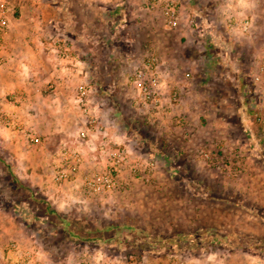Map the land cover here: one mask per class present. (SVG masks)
Wrapping results in <instances>:
<instances>
[{"label": "rangeland", "instance_id": "374dc122", "mask_svg": "<svg viewBox=\"0 0 264 264\" xmlns=\"http://www.w3.org/2000/svg\"><path fill=\"white\" fill-rule=\"evenodd\" d=\"M137 1L145 18L138 28L130 10L124 9L122 23L104 3L97 17L89 0H14L5 41L11 30H36L47 32L39 42L48 48H56L50 44L54 40L66 42L70 55L81 46L106 94L104 112L109 113L104 120L93 115L101 126L97 139L110 135L128 147L132 159L152 158L153 171L143 178L126 169L116 189L98 193L75 183L72 189L83 193L67 205L52 198L36 203L27 199L30 187L18 177L13 155L0 146V201L9 213L30 220V233L60 259L53 260L58 264H264L263 236L235 223L243 220L248 230L258 225L237 202L264 215L259 207L264 204V0H178L181 17L175 28L166 26L160 8L147 10ZM69 12L86 22L85 32L73 30L77 20ZM149 15L154 18L146 19ZM246 18L252 27L245 31L239 23ZM152 54L162 71L164 57L175 64L162 78V90L181 92L178 104L167 101L159 112L140 103L133 79ZM180 79L186 85L196 82L187 97L196 120L221 127L187 136L189 115L178 109L185 97L175 84ZM198 101L214 105L211 114L197 113ZM94 167L86 162L78 173L84 176ZM179 233L186 237L173 250L153 253L145 244Z\"/></svg>", "mask_w": 264, "mask_h": 264}, {"label": "crops", "instance_id": "0c3cea01", "mask_svg": "<svg viewBox=\"0 0 264 264\" xmlns=\"http://www.w3.org/2000/svg\"><path fill=\"white\" fill-rule=\"evenodd\" d=\"M71 1L76 4L80 2V0ZM89 1H91V9L95 10L97 17L102 13L99 3H104L110 8L124 5V8L130 10L129 19H133V25L137 28L142 25L138 20L143 19L144 14L142 15L143 11L137 0ZM203 1L204 4H207L209 0ZM82 2L85 3L84 0ZM222 2H227V0H222ZM208 8H205L206 11L210 10ZM69 13L72 14L73 19L77 20L73 30H84L85 32L86 22H79L78 14ZM152 17L154 18V16L149 15L146 19ZM65 26H68L67 22ZM145 28L147 27L145 26ZM30 31L11 30L6 37L5 55L7 61L0 67V112L2 117L12 123L7 125V123L0 121V146L7 151V154L13 155L11 157L15 159L19 169L18 177L23 180L24 184L29 185L28 200L39 203L42 198H52L60 201L59 205H67L69 198L72 196L78 198L83 193V190L72 188H74L75 183L81 184L84 171L77 174L75 181H66L58 187L57 183H54V166L58 163L57 156L64 146L76 145L78 132L87 122V116L76 101L78 90L83 85H90L89 98L93 109L92 113L100 120H104L105 115L109 113L104 112L106 94L98 85V77L91 69L93 67L92 60L84 59L81 46H74L73 52L64 58L60 56L57 48H48L39 42V37L47 34L46 31L32 30V33ZM79 34L77 35L79 36ZM26 35L28 38L25 37ZM163 61L166 69L161 71L165 77L171 74L172 71L169 68L175 64L168 57H164ZM98 63L99 61L95 62L94 66H97ZM163 79L165 80V78ZM182 81L180 79L175 84L182 89L185 95L184 106L178 109L189 115L190 123L187 125V136H190L191 133L193 139L195 135L203 131L211 132L217 130V127H221L211 122L204 124L202 121L196 120V116L191 113L187 98L190 92L193 93L192 88L196 82L186 85ZM190 87L191 90H189ZM112 97L111 94L107 96V98ZM196 104L198 106L196 105L195 111L200 115H205V117L211 114L215 107L214 105H207L205 101H198ZM218 109L220 118H222V110L221 108ZM21 127L31 128L39 136L40 141L31 144L23 130L20 129ZM109 130L111 129L109 128ZM68 187L72 190L69 191ZM237 203V208L243 209L244 212L249 211L251 216L258 219V225L257 227L251 225L249 226L251 230H248L245 228V223L241 222L243 220H232H236L235 223H241L239 224L241 231L264 238V215L252 213V207L248 208L244 204ZM227 204L231 203L227 202ZM259 205L264 209V204ZM6 208L5 204L0 201V264L26 262L28 254L37 249L40 251L42 264H58L57 261L53 260L59 261L60 259H57L56 256L52 258L51 255L53 254L49 255V252L41 248L43 242L30 233L28 227L31 225L18 214L9 213V209ZM235 227L238 229L237 226ZM15 242L17 246L12 245ZM156 257L154 259H157Z\"/></svg>", "mask_w": 264, "mask_h": 264}, {"label": "built area", "instance_id": "2783aa9c", "mask_svg": "<svg viewBox=\"0 0 264 264\" xmlns=\"http://www.w3.org/2000/svg\"><path fill=\"white\" fill-rule=\"evenodd\" d=\"M14 0H0V67L7 61L5 55V34L9 25V11L12 9ZM143 7L147 10L160 8L165 19V24L169 28H175L180 22V8L178 0H140ZM242 30H249L252 27V19L246 18L240 21ZM51 46L60 48L63 57L69 56L70 45L61 43L58 40L50 42ZM160 59L152 54L143 66L138 67L133 73V79L138 83L141 104L147 110L159 112L165 110L166 103L178 104L181 101V92L178 89L167 94L162 90L163 75L160 70ZM150 74V76H147ZM259 79V77H256ZM90 85L86 84L79 88L76 101L80 104L82 111L87 116L86 124L78 132V142L75 146H64L58 156V163L55 165L54 181L58 185L66 181L75 180L78 172L86 162L95 164L89 173L82 177L81 184L86 191L98 193L116 189L126 169L139 177L149 176L155 167V161L143 155L134 157L128 147L109 136L106 139L98 140L97 136L101 126L97 125L96 119L92 113L89 98ZM167 94V95H166ZM169 95V96H168ZM149 108V109H148ZM0 121L11 125L12 122L2 117L0 112ZM29 139L31 144L40 141L39 136L31 128H20ZM88 148L89 152H85ZM77 201V198H70ZM17 246V243H13ZM26 262L21 264H42L40 251L34 250L28 254Z\"/></svg>", "mask_w": 264, "mask_h": 264}, {"label": "trees", "instance_id": "16d2710c", "mask_svg": "<svg viewBox=\"0 0 264 264\" xmlns=\"http://www.w3.org/2000/svg\"><path fill=\"white\" fill-rule=\"evenodd\" d=\"M124 5H118L116 7L110 8V14L112 17H114L115 20H120V22L124 23L126 18V12L124 10ZM26 222L30 224V220L28 218L22 217ZM30 226L28 227V229ZM196 235V236H195ZM186 237L184 233H179L175 235H170L166 237L157 236L156 239L152 240L151 242H145L147 245V248L153 252V253H160L162 251V248H165V250L170 249H176L179 242L182 240V238ZM191 237H201L198 233H192ZM159 239V240H158ZM162 243L161 246H157V243Z\"/></svg>", "mask_w": 264, "mask_h": 264}]
</instances>
